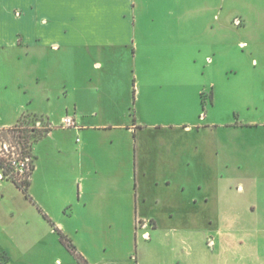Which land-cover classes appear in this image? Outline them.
Masks as SVG:
<instances>
[{
    "label": "rangeland",
    "instance_id": "obj_1",
    "mask_svg": "<svg viewBox=\"0 0 264 264\" xmlns=\"http://www.w3.org/2000/svg\"><path fill=\"white\" fill-rule=\"evenodd\" d=\"M135 1L140 4L137 18L149 37L146 45H154L156 48L152 47V53L157 55L161 50L159 47H164L169 40L175 41L181 46L176 60L158 55L149 62L145 73L139 71L137 74L134 48L128 47L111 52L108 61L112 63L105 62L103 72L90 68L84 85L125 89L86 91L91 95H102L103 101L109 102L112 118L128 123L130 127L133 118L127 113L128 105L118 103V99L123 96L132 103L131 89H137V86L145 89L142 91L146 92V105L141 106L139 113L146 121V179L140 180L136 175L134 178L133 168L126 161L132 149L131 139L124 130L115 132L114 144L111 137L101 132L87 133L77 141V136L62 127V117L68 115L61 100L52 105L29 107L32 110L36 107L38 112L51 117L52 128L56 129L54 138L48 137L38 145L36 154L41 171L34 191L46 199L61 200L56 211L64 205L62 200L70 201L62 214L72 215V221L85 214L82 208L76 210L73 207L82 185L87 192L86 200L92 198L88 213L98 214L100 205L108 200L104 189L109 186V177L116 174L119 186L129 188L131 217H138L132 225L133 230L130 228L125 247L137 253L136 239L146 240V252L150 253L146 264H153L160 259L167 261L180 247L175 233L179 232L180 224L170 221L168 213L162 211L163 207L190 202L195 195L201 200L207 193L209 198L218 200V187L229 182V174L225 173L224 180L220 178L219 163L232 164L230 182L234 186H244L247 195L253 194L250 200L259 202L258 213L264 216V0ZM174 63L176 71L171 68ZM62 82L60 78H52L44 85L61 90ZM23 83L26 86H22V90H29L37 98L41 96L42 90H37L30 80H23ZM19 87L18 80L12 75H0V118L3 114H9L11 118L16 114L14 108L1 102L2 92H19ZM131 108L134 117L137 111L135 107ZM99 113L97 120L102 117ZM21 122L37 127L40 120L26 114ZM42 125L45 124L42 122ZM82 139L89 147L78 153L76 150ZM194 159H197L196 165L192 163V167L197 166L200 173L205 168L206 173L196 177L191 174L189 163ZM171 164L175 167L181 164L185 172L172 174L169 171ZM166 172L169 174H164ZM45 181H48L47 185ZM140 181L145 185L146 196L155 211L164 216L163 222L158 223L157 235L156 224L146 222L141 213L138 216L135 208L134 197L138 196L136 189ZM192 184L203 186L206 191L203 194L181 193L180 186L186 185L190 189ZM4 186V190L0 189V217L8 219L12 207L17 209L16 213H26L25 196L10 183H4ZM46 189L52 198L47 196ZM245 201H248L247 196ZM3 225L5 227L4 220ZM97 225H100L98 233L104 232L103 224ZM120 226L122 224L118 223L113 230H107L109 236L120 231ZM145 233L148 237H144ZM2 238L5 234L0 229V241ZM103 239L114 241L112 237L104 236Z\"/></svg>",
    "mask_w": 264,
    "mask_h": 264
},
{
    "label": "crops",
    "instance_id": "obj_2",
    "mask_svg": "<svg viewBox=\"0 0 264 264\" xmlns=\"http://www.w3.org/2000/svg\"><path fill=\"white\" fill-rule=\"evenodd\" d=\"M139 5L135 0H0V75H12L21 87L19 92H2L1 102L14 108L16 114L13 118L3 114L0 128L16 125L26 114L53 127L51 117L38 112L36 107L35 111L29 107L52 105L55 101L63 100L67 115L74 117L77 124L75 128L66 129L77 136V141L86 137L87 133L101 132L111 137L114 144L115 132L124 130L131 139L132 149L126 161L133 168L134 178L136 175L140 180L146 179V121L139 113L141 106L146 105V92L142 91L145 89L140 86L131 89L132 103L123 96L118 99V103L128 105L127 113L133 118L130 127L128 123L112 118L109 102L103 101L102 95H91L86 91L125 89L89 88L84 85L90 68L103 72L104 63H112L108 61L111 52L128 47L134 48L137 74L139 71L145 73L149 62L158 55L170 61L176 60L181 50L177 42L169 40L164 47H159L161 50L157 55L152 53V47L156 48L154 45H146L149 37L137 18ZM171 65L176 71L175 63ZM52 78L62 79L61 90L45 87V81ZM23 80H30L37 90H42L41 96L37 98L29 90H22V86H26ZM107 96L111 97V94ZM211 96L214 98L213 94ZM130 106L136 108L134 117ZM99 112L102 117L97 120ZM55 130L52 128L33 146L36 159L29 189L32 200L13 182L3 179V175L0 177V189H5L4 183H10L25 196L26 208V213H16L17 209L12 207V215L8 219L0 217V229L5 234L0 241V264H80L61 242L57 229L71 240L87 264H146V257L150 256L146 252V240L136 239L137 253L125 247L130 228L133 230L132 225L138 217H131L129 188L119 186L116 174L109 177V186L104 189L108 200L100 205L98 214L88 213L92 198L86 200L87 192L82 185L73 207L76 210L82 208L85 214L72 221V215L67 217L62 214L65 206L71 204L70 201L62 200L64 205L56 211L55 207L61 200L46 199L40 193H35V186L39 182L37 176L41 171L36 151L39 143L48 137H55ZM81 142L76 150L78 153H83L89 147L83 139ZM195 160L189 163L190 173L194 177L200 173L197 166L192 167V163L196 165ZM219 165L221 168L217 171H221L218 173L220 178L224 180L225 173L229 174V182H223L218 187V200L209 198L207 193L201 200L199 195H195L190 202L165 204L162 211L168 213L170 221L180 224L177 228L179 232H175L180 247L173 251L167 261L160 259L153 264H264V216L258 213L261 206L256 199L250 200L253 194L247 195L244 186H234L230 182L233 178L230 177V162ZM169 171L172 174L185 172L181 164L178 167L171 164ZM204 171L207 169H202L200 174L206 173ZM44 184L47 185L48 181ZM136 190L138 196L134 199L138 216L141 213L146 222L156 224L157 235L160 230L158 223L163 222L164 216L155 211L141 181ZM46 191L47 196L52 198L49 190ZM180 191L203 194L206 190L203 186L192 184L190 189L186 185L180 186ZM246 196L248 201H245ZM118 223L122 224V227H118L120 231L109 236L107 230H113ZM97 224H103L104 232L100 231L101 234L98 233L100 225ZM104 236L112 237L114 241L104 240ZM209 240L213 242L211 248L208 247Z\"/></svg>",
    "mask_w": 264,
    "mask_h": 264
},
{
    "label": "trees",
    "instance_id": "obj_3",
    "mask_svg": "<svg viewBox=\"0 0 264 264\" xmlns=\"http://www.w3.org/2000/svg\"><path fill=\"white\" fill-rule=\"evenodd\" d=\"M51 130L52 127L49 124L43 125L41 128H36V126L30 127L29 125H24L21 121H19L12 127L0 128V141L2 140V138L11 139L14 143L21 146L24 155L32 157V167L23 178L18 177L16 174H12V169L8 166L7 160L0 157V169L2 170L3 179H7L13 182L30 200H32V197L29 193V189L31 185V176L33 171L35 170L36 159V156H34L33 154V146L36 142L50 133ZM46 219L49 220L47 216ZM57 231L60 235L61 242L76 257L78 262L80 264H87L84 257L77 252V249L73 245L71 240L60 230L57 229Z\"/></svg>",
    "mask_w": 264,
    "mask_h": 264
},
{
    "label": "built area",
    "instance_id": "obj_4",
    "mask_svg": "<svg viewBox=\"0 0 264 264\" xmlns=\"http://www.w3.org/2000/svg\"><path fill=\"white\" fill-rule=\"evenodd\" d=\"M237 23L239 24L240 21L237 20ZM42 126V122H39L36 128H41ZM76 126V120L72 116H67L62 121V127L64 128L70 129ZM0 157L7 160L8 166L12 169V174H16L20 178L26 176L32 167V157L24 155L21 146L14 143L11 139L2 138L0 141ZM144 237H148V234L145 233ZM209 245H213L211 240H209Z\"/></svg>",
    "mask_w": 264,
    "mask_h": 264
}]
</instances>
